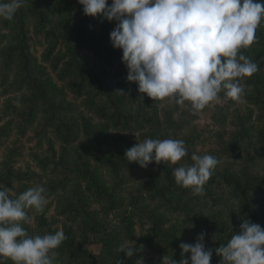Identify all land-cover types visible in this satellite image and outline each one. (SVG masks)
<instances>
[{"label": "rangeland", "instance_id": "1", "mask_svg": "<svg viewBox=\"0 0 264 264\" xmlns=\"http://www.w3.org/2000/svg\"><path fill=\"white\" fill-rule=\"evenodd\" d=\"M33 1L35 6L45 13L44 18L48 23L45 21L44 26V24H38L31 19L29 21L27 37L30 54L34 57L31 63L32 74L37 81L45 80L48 76L52 78L53 84L57 88L56 93L52 94L56 104L67 108L63 113L64 118L75 122L80 128L77 142L71 148L73 152L69 155L70 165L86 162L99 181L108 187V192L112 193L113 203H109L105 199L106 196L96 195L83 184H70L55 195H47L45 192L47 202L43 212L38 213L33 208L26 209L28 220L20 222L28 236H42L56 231H63L65 234V229L70 227L71 222L66 221L65 216L59 213L63 203H77L76 205L81 207L79 203L81 202L85 205L82 207H86L89 212H94V218L99 223V227L93 231L89 225L83 226V228L77 223L72 226L75 233L74 243L84 250L85 256L90 255L85 262L79 264L99 263L102 250L101 236L111 230L118 233L114 235V241L119 245L117 248H112L111 264H117V260L127 264L133 258H127L124 252H120L121 247L124 249L134 248L136 253L142 252L147 259L152 258V260H158L159 264H162V257L167 253L151 254L147 246L139 241L141 232H145L144 229L150 226L149 215L152 214L165 217L166 225L175 232L178 245L181 242L195 243L196 237L202 232L206 233L204 240L206 248L215 249L219 242L228 241L243 222V217L233 216H237L239 209L237 208V198L231 194L230 189H225L223 192L220 189L210 190L211 196L209 194L196 195L190 189L184 194L173 197L171 203L160 198H153L151 191L147 189V186H144L148 183L150 171L159 185L166 187L176 184L173 174L168 173V171L170 168L184 164L185 159L176 164L161 163V166L165 165V171L157 169L155 162L149 164L151 169L142 168L135 162H129L127 167L119 171L118 178H115L110 169L98 162L99 154L103 153L101 151H105L106 154L121 150L126 151L136 143L143 141L140 137L142 135L145 137V129L138 130L135 125L130 126L137 132V141L116 138L118 135L122 137L127 135V130L117 131L111 127L107 128L106 131L102 130L106 123L97 114H91L81 99L72 94L69 86L57 80L56 73L49 63L41 61L45 45L43 39L47 31H51L50 37L52 34L54 35L53 41L49 42L48 45L54 44V48L57 50L64 46V41L67 39L74 44L78 34L87 38L98 37L104 30L114 27L116 22L85 15L78 0ZM111 2L112 0H108L109 5ZM25 3L24 6H26ZM261 27L264 28V20L261 21ZM259 30L260 27L258 26L256 33ZM15 35L13 29H7L0 18V171L4 172V167L10 166L15 171L40 175L42 176L41 185L47 191L48 181L57 178L45 173L47 171H42L36 159L51 158L50 148L55 149L56 157H58L60 145L51 140L49 133L45 136L36 135L32 131L34 130L33 127L23 126L25 114L28 112V106L24 102L16 103V110L11 111L10 105L11 103L14 105V103L8 102V100L16 101L18 97L29 98L32 94L7 92L10 84L20 82L19 76L22 74L20 69L15 67L8 71L4 65V56L1 54L4 47L16 46ZM247 51L246 57L258 65L257 72L264 74V48L261 49L258 45L252 44ZM85 55L88 57L87 59H92L89 52H86ZM240 84L244 93L239 101L226 97L224 91H221L218 97L209 102L202 110L193 111L188 101L180 104L176 98L157 99L145 105L148 108V115L145 116H152L149 109L153 107L155 109L154 126L158 123L156 130H160L166 139L183 140L186 149L190 150L192 154H210L215 158L218 156V164L213 172L220 173V171L228 169L230 172L241 175L244 170L243 162H246L247 156L232 157L230 153L233 149L227 147L232 146L238 151L247 147L250 151L249 156L257 154L262 143L258 133L263 128L264 121L257 118V109L244 99L245 95L252 93V86L248 83V77L242 78ZM43 109L41 105L37 104L35 112L38 118L42 114L47 115ZM247 118H250L247 125L251 127L253 124L250 141L242 139L240 136L243 127L241 119ZM87 130L90 134L87 133ZM153 138H159V136L155 134ZM49 140L52 141V146H50ZM253 163L250 162L249 165L247 163L251 167L249 172L264 176V161L252 167ZM169 176L172 178V183H168ZM117 180L118 185L115 184ZM139 194L143 197H139ZM256 199L258 212L255 223L264 228V195ZM124 218L134 220L137 226L136 240L132 243L123 238L125 231L124 223L121 221ZM191 224L193 226L189 227ZM208 226L219 227L220 231L218 233L207 232ZM220 259V256L215 259L216 264H219ZM103 260L105 263L108 262V259ZM76 262L71 260L68 255H59L58 253L56 264H76Z\"/></svg>", "mask_w": 264, "mask_h": 264}, {"label": "clouds", "instance_id": "2", "mask_svg": "<svg viewBox=\"0 0 264 264\" xmlns=\"http://www.w3.org/2000/svg\"><path fill=\"white\" fill-rule=\"evenodd\" d=\"M25 0H0V18L11 21ZM85 15L115 21L110 32L113 48L122 50L126 80L152 100L176 98L188 101L193 111L202 110L221 91L239 101L244 93L240 80L258 71V65L240 50L251 46L264 20V0H78ZM125 94L122 89H117ZM187 155L180 139L146 138L125 151L128 162L142 168L149 164H176ZM172 170L175 183L203 195L218 160L210 155L191 156ZM46 189L36 185L16 198L11 189H0V264H56L63 231L28 236L22 221L26 209L43 212ZM193 225L191 224L192 227ZM206 233L195 243L181 242V259L162 257V264H210L213 251L219 264H264V228L243 218L239 229L225 244L206 248ZM127 258L136 253L124 249ZM190 253L185 258L184 254ZM117 264H123L117 260Z\"/></svg>", "mask_w": 264, "mask_h": 264}, {"label": "trees", "instance_id": "3", "mask_svg": "<svg viewBox=\"0 0 264 264\" xmlns=\"http://www.w3.org/2000/svg\"><path fill=\"white\" fill-rule=\"evenodd\" d=\"M26 6H22L14 18L11 21L1 18V21L5 27L13 29L16 33L15 38L17 41L16 46L4 47L2 49V56H4V65L8 68V71L13 67L20 69L22 73L20 82L10 84L7 88V92H15L23 94L25 92L32 93L29 98L18 97L13 102L14 105H10L11 111L14 112L17 108V104L25 103L28 106V112L25 114L23 124L27 127H33L32 130L36 135H51V140L57 142L60 145V153L57 156L54 148H50L49 152L51 158L36 159L37 164L42 171H47L48 175L54 176L57 179L48 181L47 195H55L57 192L63 191L68 185L76 183L83 184L93 191L96 195L106 196L105 198L109 203H113L112 193L108 192V187L99 181L98 177L94 174L93 170L88 166L86 162H79L77 165L71 166L69 163V155L73 152L71 148L77 142L79 137L80 128L75 122L69 121L64 118V111L67 109L63 106L56 104L52 94L56 93V86L53 84V80L50 76L45 80H36L33 76L31 63L34 57L30 54V46L28 43L27 31L29 30V21L34 20L38 24H44L48 21L44 18V12L40 11L33 0H27ZM48 25V24H47ZM47 27V26H46ZM115 27V26H114ZM114 27L104 30L98 37L87 38L78 34L75 38V43H71V40H65V44L61 49H55L54 44L48 45L53 41L54 35L49 36L51 31H47L44 36V50L41 56V61L49 63L52 70L56 73L58 81L69 86V90L75 97L80 98L82 103L88 107L91 114H97L106 124L102 130L106 131L111 127L117 131L127 130V135L117 136L116 138L126 139V141L138 140L137 132L131 129L130 126L135 125L138 130H144V135L140 137L143 140L146 138L152 139H166L165 135L156 130L158 123L155 124V109L151 107V115H148V108L145 105L148 102L153 101L146 94H140L137 89V85L134 82H128L126 80L127 69L121 62L122 50L113 48L110 41V32ZM259 32H255L256 39L253 44L258 45L261 49L264 48V28L259 25ZM248 47L242 48L240 52L247 56ZM5 51V52H4ZM89 52L92 59H87L85 53ZM249 55V54H248ZM248 83L252 86V93L245 95L244 99L248 104L254 106L257 109V118L264 121V74L254 73L248 77ZM117 89H122L125 94H121ZM37 104L41 105L44 109L46 116L42 114L40 118L36 115ZM242 130L240 136L247 141L251 140L252 127L247 125L250 118L241 119ZM25 127V126H24ZM159 132L160 135H159ZM87 133L90 134L89 130ZM157 134L159 138H153V135ZM259 140L262 141L261 146L258 148L257 154L249 156L250 151L246 147L241 151L235 150L232 146L231 156L236 157L241 155L247 156L246 162H254L251 166H256L264 161V126L258 133ZM131 138V140H130ZM50 146L52 141L49 140ZM99 154L98 162L110 169L112 175L118 178V173L124 167H127L128 160L124 156L125 150L118 151L112 154H106L105 151ZM192 153L187 150V155L182 159H185L188 164H191ZM56 157V158H55ZM219 160L218 156H216ZM181 159V161H183ZM245 161L243 162L244 170L241 175L235 172H230L228 169L223 171L213 172L210 179L204 185V194L211 196L210 190L220 189L222 192L225 189H230L231 194L237 198V208L239 212L234 217L248 218L251 222L255 223L257 219L258 205L257 199L259 196L264 195V176H258L249 172V167ZM157 169L165 171V165L161 166L156 164ZM178 167V166H177ZM150 168V165L147 167ZM176 168V166L174 167ZM174 168H170L168 173H172ZM150 171L147 189L151 191L153 198H160L166 200L167 203H171L172 198L186 193L190 188H184L177 184L167 185L163 187L156 183V180L152 176ZM172 178L169 176L168 183H172ZM42 176L36 174H29L27 172L15 171L10 166L4 167V172L0 171V189L2 187L11 189V198L18 197L19 194L32 188L36 185H41ZM16 184V186H15ZM119 184L118 180L115 183ZM100 197V196H99ZM139 197H143L140 196ZM144 199V198H143ZM80 206L71 203H63L61 208V215H64L66 221L71 222L70 227L65 229L66 239L61 243L59 248L55 249L59 255H68L71 260L77 261L76 264L85 262L90 255L85 256V252L81 247L74 243V229L73 225L79 223L81 227L89 225L93 231L97 230L99 223L95 221L94 212H89L81 202ZM243 220V219H242ZM121 223H124V235L125 241L132 243L136 240V224L134 220L130 218L122 219ZM150 226L144 229L145 232H141L139 241L144 243L151 254L167 253L169 257L173 255V259L179 261L181 259V249L176 242L175 232L169 226L166 225L165 217L159 214L149 215ZM122 225V224H121ZM80 227V228H81ZM79 228V229H80ZM84 228V227H83ZM206 231H212L218 233L219 227L208 226ZM113 230L104 233L101 236L102 246L99 256V263H110V255L112 248L119 246L114 241ZM227 242V241H226ZM226 242H219V245ZM190 253H185L187 258ZM120 257V256H118ZM145 258V259H144ZM218 258L215 252L211 258L210 264H216L215 259ZM103 259H108L105 263ZM4 264H14L11 259H5ZM111 264V263H110ZM114 264V263H113ZM127 264H159L158 260H152V258H146L144 253L137 252L133 258Z\"/></svg>", "mask_w": 264, "mask_h": 264}]
</instances>
